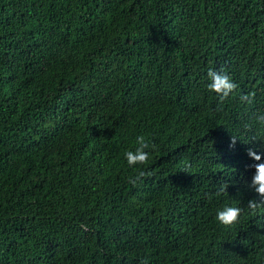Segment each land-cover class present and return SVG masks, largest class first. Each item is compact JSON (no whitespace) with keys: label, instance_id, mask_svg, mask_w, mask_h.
I'll return each instance as SVG.
<instances>
[{"label":"trees","instance_id":"trees-1","mask_svg":"<svg viewBox=\"0 0 264 264\" xmlns=\"http://www.w3.org/2000/svg\"><path fill=\"white\" fill-rule=\"evenodd\" d=\"M257 117L264 0H0V264H264Z\"/></svg>","mask_w":264,"mask_h":264},{"label":"clouds","instance_id":"clouds-1","mask_svg":"<svg viewBox=\"0 0 264 264\" xmlns=\"http://www.w3.org/2000/svg\"><path fill=\"white\" fill-rule=\"evenodd\" d=\"M209 83L207 85L208 89L211 92L216 93L221 99L227 98L232 94L236 88L237 84L233 79L223 70L215 71L209 70L207 73ZM255 93H249L240 97L242 102L251 103L254 98ZM264 122V118L257 117ZM236 138H231V145L234 146L236 143ZM136 147L134 150H128L124 153V159L126 160L129 166L145 165L149 161V152L146 149L154 147L150 145L149 141L146 139L145 135L141 134L136 137L135 140ZM248 156L255 161L251 166L254 168V174L251 179L250 187L254 192L260 197L259 202L256 199L248 201L247 207L252 212H255L259 207H264V158L261 154H258L252 148L248 149ZM151 173L145 170L138 171L137 175L134 178L130 179V183L135 184L137 181L142 178L150 176ZM228 185H221V192L227 190ZM243 209L238 206H225L221 210H218L216 213V220L225 226H230L238 222L242 215ZM140 264H148L147 259L140 261Z\"/></svg>","mask_w":264,"mask_h":264}]
</instances>
